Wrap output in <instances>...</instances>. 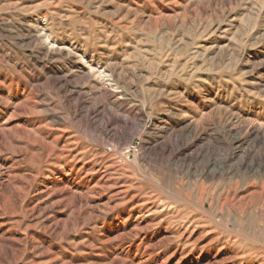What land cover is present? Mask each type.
<instances>
[{
  "label": "rangeland",
  "instance_id": "obj_1",
  "mask_svg": "<svg viewBox=\"0 0 264 264\" xmlns=\"http://www.w3.org/2000/svg\"><path fill=\"white\" fill-rule=\"evenodd\" d=\"M0 264H264V0H0Z\"/></svg>",
  "mask_w": 264,
  "mask_h": 264
}]
</instances>
